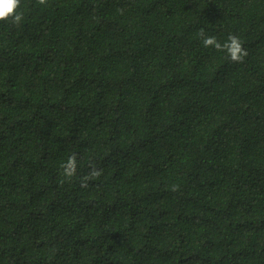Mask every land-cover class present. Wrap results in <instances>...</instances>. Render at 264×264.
Masks as SVG:
<instances>
[{
	"label": "trees",
	"instance_id": "16d2710c",
	"mask_svg": "<svg viewBox=\"0 0 264 264\" xmlns=\"http://www.w3.org/2000/svg\"><path fill=\"white\" fill-rule=\"evenodd\" d=\"M17 11L0 22V264H264V0Z\"/></svg>",
	"mask_w": 264,
	"mask_h": 264
},
{
	"label": "clouds",
	"instance_id": "9594fccd",
	"mask_svg": "<svg viewBox=\"0 0 264 264\" xmlns=\"http://www.w3.org/2000/svg\"><path fill=\"white\" fill-rule=\"evenodd\" d=\"M48 0H37L41 6H47ZM20 7V0H0V22L11 21L14 25L19 26L23 20V14L17 10ZM201 43L204 48H215L217 51L225 52L228 58L235 63H242L247 57L248 52L243 47L240 39L235 35H229L226 42H219L214 36H208L204 30L199 32ZM61 176L64 180H71L77 171L76 156H71L61 165ZM102 175V171L95 166H91V171L81 181L82 187H88V181L96 180ZM173 190H176L174 187Z\"/></svg>",
	"mask_w": 264,
	"mask_h": 264
}]
</instances>
